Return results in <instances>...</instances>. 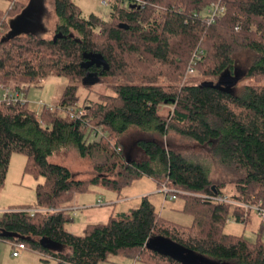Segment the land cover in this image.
Returning a JSON list of instances; mask_svg holds the SVG:
<instances>
[{
  "label": "trees",
  "instance_id": "obj_1",
  "mask_svg": "<svg viewBox=\"0 0 264 264\" xmlns=\"http://www.w3.org/2000/svg\"><path fill=\"white\" fill-rule=\"evenodd\" d=\"M8 1L0 8V85L27 90L51 73L67 83L56 104L40 108L43 125L29 101L0 102V186L14 153L25 156L24 173L43 178L32 204L1 213L0 233L14 235L0 239L11 247L23 243L56 264H99L111 255L146 264H264V224L253 241L226 233L230 216L238 218L243 208L212 199L226 195L264 207V84L258 83L264 79V0H109L107 19L85 17L72 0H51L49 38L37 35L39 20L17 23L18 33L5 38L28 6ZM219 1L223 8L208 23L206 10ZM246 53V68L236 67ZM190 64L218 82L184 79ZM245 75L255 82L235 84L233 92L220 83ZM85 77L109 78L114 93L86 96L79 105ZM147 77L166 82L134 83ZM131 128L142 137L125 147ZM68 152L88 161V177L50 160ZM143 176L161 193L165 187L183 198L191 225L164 219L143 196L137 207L87 224L80 234L67 230L76 195L90 186L118 191Z\"/></svg>",
  "mask_w": 264,
  "mask_h": 264
},
{
  "label": "rangeland",
  "instance_id": "obj_2",
  "mask_svg": "<svg viewBox=\"0 0 264 264\" xmlns=\"http://www.w3.org/2000/svg\"><path fill=\"white\" fill-rule=\"evenodd\" d=\"M25 3H31L32 0H23ZM38 2L41 6V12L39 14V22L42 24L43 29L37 33V35L41 37H51L54 32V24H55V16L53 13V7L51 0H35ZM75 4H77L81 10L82 14L85 17H88L90 14H96L101 16L104 19H107L110 13V5L109 0L107 1V4H103L102 0H72ZM8 0H0V8L6 9L9 6ZM39 31V30H38ZM246 59H240L235 62V66L244 69L247 66V59L249 61V54H244ZM233 76V75H232ZM224 80H222L221 85H227L230 88V91L233 92L231 87H233L235 84H237V88H241L242 86L249 85L251 83H254V79L250 76L245 75L242 78H238L239 81H235L233 77L231 79L226 76ZM59 78V80L65 81L67 83V79L63 76L56 75L51 73L50 75L46 76L45 78H42L39 80L36 84H31L28 87L27 91V99L29 101V105L32 109L37 110L39 107L35 102L38 100L45 101V98L50 95L48 93L49 89H52L55 81ZM61 78V79H60ZM192 82L199 83L200 81L206 80L210 83L218 82V78L215 79H205L203 78L199 73H195V75L188 77ZM187 78V79H188ZM46 83L48 85L47 90L42 89V82ZM153 82V83H163L166 82L165 78H137L134 83H142V82ZM224 83V84H223ZM258 83L264 84V79L260 80ZM44 84V85H46ZM111 81L109 78L102 77L99 80H96L94 77H85L80 83L78 88V96H79V105H83L86 100L85 97L88 96L92 100H97L98 94L104 93V94H113V90L110 87ZM89 85V86H87ZM235 92V90H234ZM142 137V135L138 132L137 129L131 128L129 129L124 137L122 138V143L125 147H128L129 145L132 146L134 142L137 140V138ZM133 148V147H132ZM131 148V149H132ZM136 155V154H135ZM15 157H18L20 161H16ZM138 158H140L139 155H137ZM23 160H25V156L22 154H14L13 155V161L11 165V171L9 172V175L7 177V180H5V183L0 186V200L2 204L11 206H17V205H26V204H32L35 201V185L37 183H40L43 181L42 177L35 178L30 174H25L23 172ZM52 162L62 164L66 167H68L72 172L76 173V177L78 178H86L90 174V166L88 164L87 160L83 159H77L74 154L71 152L65 153V154H58L53 155L52 158H50ZM211 175L213 177L217 176V167L215 164H212V162H208ZM24 176V177H23ZM19 186H22L21 189H19ZM155 188V183L151 178L148 177H141L138 179H135L132 181L130 185L122 187L120 190H112V189H106L100 186H90V189L86 193H82L79 195H76L74 197V200L72 203L76 202V197L80 198L78 203H87L85 200L86 198L94 197V200L97 198L102 202V205L100 207L103 209L101 212H109V213H117L122 208L131 209L135 208L140 204L141 197L147 196L148 199L155 205L157 211L160 213V215L164 219H168L171 221H174L176 223L182 224V225H191L192 222V216L188 213L181 211V207L183 205V198L180 196H177L174 200L162 199V196L164 195L162 193V196L160 193L158 195H154L151 192L141 194L149 188ZM163 201V203H162ZM5 202V203H3ZM113 202V203H112ZM11 205V206H10ZM93 206V205H92ZM93 208V207H90ZM97 208V207H95ZM126 209L124 211H126ZM88 209H83L85 212V216L88 221H91V216H96L95 213L92 211H87ZM244 210V209H243ZM3 211H0V215ZM96 212V211H94ZM102 213V214H103ZM101 214V216H102ZM83 215V216H84ZM249 221L248 222H237V217L235 215L230 216V221L226 223L224 231L226 233H233L237 235H243L246 239L252 241L255 239L254 230L256 231L258 228V224L260 223V218L257 215L255 211L250 210L249 214ZM102 221V220H100ZM107 221V220H105ZM238 223V224H237ZM73 227V226H71ZM67 229L70 228V224L66 226ZM72 229V228H71ZM264 238V237H263ZM12 251L11 245L5 241L0 239V256H4L7 259V256H10V253ZM28 251V250H27ZM28 252H34V251H28ZM34 258L27 259L23 261L22 264H39V260H37V253H32ZM38 258H40L38 256ZM41 263H50L53 264V261L51 259H41ZM1 264V263H0ZM3 264H13V262H10L8 259L3 261ZM99 264H146L140 261L134 262L132 259L123 257L120 255H111L109 257V261L102 262Z\"/></svg>",
  "mask_w": 264,
  "mask_h": 264
},
{
  "label": "crops",
  "instance_id": "obj_3",
  "mask_svg": "<svg viewBox=\"0 0 264 264\" xmlns=\"http://www.w3.org/2000/svg\"><path fill=\"white\" fill-rule=\"evenodd\" d=\"M61 79V78H60ZM43 84H42V89H45V91L47 90V87H48V85L46 84V83H44V81L42 82ZM44 84H46V85H44ZM65 86H66V83H65V81H63V80H59V78L55 81V83H54V85H53V87H52V89H49V91H48V93H50V95L49 96H47V98H45V101H43L44 103H46V104H51V105H54V104H56L57 103V101H58V99H59V97L62 95V93H63V91H64V89H65ZM29 89H27L26 90V98H28L27 97V91H28ZM28 100V99H27ZM38 101H42V100H38ZM38 101H36L35 103L37 104V102ZM38 105V104H37ZM41 107L39 106L38 108H37V110H39ZM14 154H18V153H14ZM14 154H12V156H11V159H10V165H9V169H8V173H7V176H6V180H7V177H8V175H9V172L11 171V165H12V161H13V155ZM15 160L16 161H20V159L18 158V157H15ZM25 161H26V158H25V160H23V164L25 165ZM24 165H23V172H24ZM26 174V173H25ZM28 174V173H27ZM24 177V176H23ZM155 183V182H154ZM37 185V184H36ZM35 185V186H36ZM101 187V186H100ZM22 188V186H19V189H21ZM104 188V187H103ZM90 189V188H89ZM107 189V188H106ZM35 190V189H34ZM89 191V190H88ZM87 191V192H88ZM35 192V191H34ZM148 192H151V193H153L154 195H158V193H160L161 194V196H162V193L160 192V190L159 189H157L156 188V186H155V188H149V189H147V191H145V192H143V193H141V194H145V193H148ZM79 195V194H78ZM80 198H78V197H76V202H74V203H72V206L70 207V208H68L67 210L69 211V213H70V217H71V220H70V222L69 223H67V225L68 224H70V228L69 229H67L69 232H71V233H75V234H80L81 232H82V230H83V228L87 225V224H91V223H103V222H106L105 220H108V218L110 217V215H111V213H109L108 211L105 213H103V212H101V211H103V209L100 207V205H102V202H101V204L99 205L98 204V201H100L99 199H95L94 200V197L92 196L91 198H86L85 200L87 201V203H78L80 200H79ZM162 199H167L164 195L162 196ZM3 203H5V202H3ZM113 203V202H112ZM162 203H163V201H162ZM183 203H184V201H183ZM93 205V206H92ZM11 206V205H10ZM155 206V205H154ZM90 207H93V208H90ZM95 207H97V208H95ZM182 207H183V205H182ZM182 207H181V209H182ZM8 208H10L9 207V205H7V207H6V205H4V204H2V202H1V200H0V211H5V210H7ZM83 209H88L87 211H92L93 213H95V215L96 216H91V219H89V220H91V221H88L87 219H85L86 218V216L84 215L85 214V212L83 211ZM126 208H122L119 212H126V211H128L127 209H126V211H124ZM94 211H96V212H94ZM119 212H117V213H119ZM103 213V214H102ZM101 214H102V216H101ZM160 214V213H159ZM238 214H239V216H238V218H237V222L238 223H242V222H248L249 221V211H244V210H242L241 209V212H238ZM84 215V216H83ZM237 217V216H236ZM193 219V218H192ZM100 220H102V221H100ZM229 221H230V219H228ZM171 221V220H170ZM174 222V221H173ZM228 222V221H227ZM192 223V222H191ZM237 223V224H238ZM179 224V223H178ZM262 224H264V223H262L261 222V220H260V223L258 224L259 226H258V228H257V230L255 231L254 230V234H255V238H256V235H257V232L259 231V229L260 228H263L262 227ZM66 225V226H67ZM182 225V224H181ZM71 226H73V227H71ZM187 226H189V225H187ZM72 228V229H71ZM264 229V228H263ZM230 234H233V233H231L230 232ZM262 237H264V230H263V234H262ZM253 241V240H252ZM29 251V250H28ZM27 251V249H25V250H23L22 252H20V254L19 255H17V256H13L11 253H10V256H7V259L10 261V262H13V264H22L23 263V261H25V260H27V259H32V258H34V256H33V254L32 253H37V252H28ZM37 255L43 260H47V259H51L52 261H53V264H56V260L55 259H53V258H43V256L41 255V254H39V253H37ZM38 256H36L37 257V260H39V264H50V263H41V261H40V258H38ZM4 256H0V263L1 264H3V261H5V260H7ZM134 262H136L137 263V261H138V259H132Z\"/></svg>",
  "mask_w": 264,
  "mask_h": 264
},
{
  "label": "built area",
  "instance_id": "obj_4",
  "mask_svg": "<svg viewBox=\"0 0 264 264\" xmlns=\"http://www.w3.org/2000/svg\"><path fill=\"white\" fill-rule=\"evenodd\" d=\"M102 3L106 5L107 1L102 0ZM222 8L223 7L220 5V1L212 4L206 10V14L204 15L205 20L208 23L212 22L214 20L215 16L222 10ZM4 19H5V16L0 20V32L3 31V24L2 23H3ZM200 52L202 53L201 50H200ZM198 58H199L198 54H196V53L193 54L191 62L194 63L196 61V59H198ZM194 73H195V69L192 66V64H190L186 70V73L184 75V79L193 75ZM25 93H26V90H23L22 88H12L10 86L0 85V102H5V103H17L18 102L20 104H24L28 101ZM37 104L40 107L52 106L51 104H46L43 101H38ZM39 111H40V109L36 110L35 115H36L37 119L39 120L40 124L43 125L44 121H42L40 119ZM84 113H85L84 110H80L78 114L82 115ZM161 191L164 193V196L166 198H169L170 200H173L174 198H176L171 189L162 187ZM182 193H184V192H182ZM212 199H214L216 201H220V202H226V203L232 204L233 206H240L247 211H250V210L255 211L257 213V215L259 216V218L261 219V221L264 222V207L259 205V204L242 203V202L230 199L226 195L214 196V197H212ZM98 204L100 205L101 201H98ZM46 210L58 211L59 209L50 208V209H46ZM23 250H25V246L23 245V243H18L16 245L12 246L11 254L13 256H17Z\"/></svg>",
  "mask_w": 264,
  "mask_h": 264
},
{
  "label": "water",
  "instance_id": "obj_5",
  "mask_svg": "<svg viewBox=\"0 0 264 264\" xmlns=\"http://www.w3.org/2000/svg\"><path fill=\"white\" fill-rule=\"evenodd\" d=\"M34 2H35V0H32L31 3L28 4L27 8H25V10L22 12V14L19 17L11 20V22H10L11 29L7 33L5 38H8L12 34L18 33V31H16V29H15V26L17 25V23L23 24L24 22H26L25 20L28 19V17H30V15H28V14L31 11V9L33 8L32 6H33ZM26 16H28V17H26ZM119 26L123 27V28H127V25L124 23H120ZM0 235H14V234L7 233V232H1Z\"/></svg>",
  "mask_w": 264,
  "mask_h": 264
},
{
  "label": "flooded vegetation",
  "instance_id": "obj_6",
  "mask_svg": "<svg viewBox=\"0 0 264 264\" xmlns=\"http://www.w3.org/2000/svg\"><path fill=\"white\" fill-rule=\"evenodd\" d=\"M32 7L33 8L31 9V11L28 14V15H30V17L26 16V17H28V19H26L25 21L26 22L29 21L27 23L28 25L36 26L35 22L39 20V14L41 12V6H40V4L38 2L35 1L33 3Z\"/></svg>",
  "mask_w": 264,
  "mask_h": 264
}]
</instances>
